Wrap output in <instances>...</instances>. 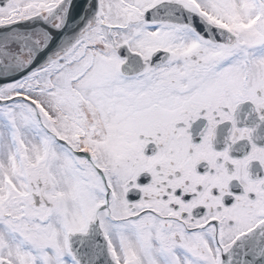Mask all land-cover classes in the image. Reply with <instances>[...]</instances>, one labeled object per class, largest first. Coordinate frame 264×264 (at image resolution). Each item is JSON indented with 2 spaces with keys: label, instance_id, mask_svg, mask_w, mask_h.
I'll use <instances>...</instances> for the list:
<instances>
[{
  "label": "snow or ice",
  "instance_id": "obj_1",
  "mask_svg": "<svg viewBox=\"0 0 264 264\" xmlns=\"http://www.w3.org/2000/svg\"><path fill=\"white\" fill-rule=\"evenodd\" d=\"M0 264H264V0H0Z\"/></svg>",
  "mask_w": 264,
  "mask_h": 264
}]
</instances>
